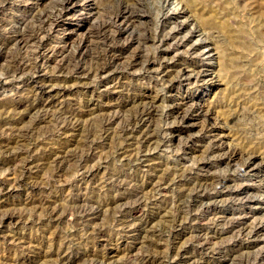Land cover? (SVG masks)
I'll return each mask as SVG.
<instances>
[{"label": "rangeland", "instance_id": "obj_1", "mask_svg": "<svg viewBox=\"0 0 264 264\" xmlns=\"http://www.w3.org/2000/svg\"><path fill=\"white\" fill-rule=\"evenodd\" d=\"M58 1L0 0V103L22 91L41 108L0 112V264H264V0H74L41 43L15 40ZM127 4L136 19L115 20ZM10 53L36 72L7 73ZM151 98L157 113L122 129Z\"/></svg>", "mask_w": 264, "mask_h": 264}, {"label": "bare ground", "instance_id": "obj_2", "mask_svg": "<svg viewBox=\"0 0 264 264\" xmlns=\"http://www.w3.org/2000/svg\"><path fill=\"white\" fill-rule=\"evenodd\" d=\"M71 1H74V0H60V1H58V5H59V7H58V9L56 10V11H54V12H47V10H43L42 12H38L34 17L37 19V20H39L40 21V23H39V26H37V27H34V26H27V28L25 29V30H23V31H20L17 35H16V37H15V40L16 41H18L19 43H24V44H28V42L29 41H36L37 43H41V39L39 38V31H40V33H42L44 30H45V28H46V25H49V23L51 24L52 22H54V21H57V20H59V17L61 18L62 16H64V15H66V11H67V9H68V7H70L69 6V3L71 2ZM110 1V0H109ZM113 1H118V3H119V5L120 4H122V2H125L124 0H113ZM113 1H110V2H112L113 3ZM128 0H126V2H127ZM195 1H197V0H195ZM105 2V1H104ZM125 2V3H126ZM134 2V1H133ZM190 2H192V1H190ZM198 2V1H197ZM199 2H200V0H199ZM117 3V2H116ZM195 2H193V4H194ZM226 3V2H225ZM56 4V3H55ZM115 4V3H114ZM128 4H129V2H128ZM127 4V5H128ZM133 4V3H132ZM199 4H201V3H199ZM107 5V4H106ZM113 5V4H112ZM111 5V6H112ZM135 5V4H134ZM133 5V6H134ZM227 5V4H226ZM72 6V5H71ZM129 7L127 8V6H123L124 8H121V9H117V12H116V14L114 15V19L116 18V17H119L122 13V17H126V18H128V19H132V20H134V19H136V17H137V15L136 14H138L137 12L135 13V10H137V9H132L131 7H130V5H128ZM199 6V5H198ZM223 6V5H222ZM147 7V6H146ZM205 7V6H204ZM104 8V7H103ZM117 8V7H116ZM234 8V7H233ZM106 9V8H105ZM104 9V10H105ZM208 9H210V8H208ZM221 9V8H220ZM219 9V10H220ZM107 10V9H106ZM203 10V9H202ZM201 11V10H200ZM216 11V9L213 11V12H211L212 14V17L215 19L216 18V20H214V22L217 24V26H219V27H221L222 29H225L226 31H227V33H228V31H230V26L228 25V23H226L225 22V19L224 18H226L225 17V15L223 16V15H218L217 14V12H215ZM224 11V10H223ZM231 12L233 11V10H230ZM104 12H106V11H104ZM109 12H111V11H109ZM202 12V11H201ZM200 12V13H201ZM215 12V13H214ZM219 13V12H218ZM101 16V15H100ZM109 16H112V15H110L109 14ZM227 16V15H226ZM230 16H231V14H230ZM203 17H205V16H203ZM209 17V16H208ZM63 18V17H62ZM117 19V18H116ZM115 19V20H116ZM108 20V19H107ZM211 19H209V21H210ZM98 21V20H97ZM105 20H102V22L100 21V23L98 24V26L99 27H97V28H92L91 30H90V35L92 34H94V36H96L95 35V33L96 34H100V35H102L104 32V28L105 27H109L110 25L109 24H111V21H110V23H107V22H104ZM212 21V20H211ZM227 21V20H226ZM30 22V21H29ZM34 22V21H33ZM228 22V21H227ZM55 23V22H54ZM205 23H207V21L205 22ZM204 23V24H205ZM219 24V25H218ZM95 26V25H94ZM214 26V25H213ZM23 27V26H22ZM111 28V27H110ZM209 29V28H208ZM214 29V28H213ZM48 30H49V28H48ZM206 30V29H205ZM211 30V29H210ZM216 30V29H215ZM149 31V30H148ZM204 31V30H203ZM106 32V31H105ZM206 32V31H205ZM232 33V32H231ZM230 33V34H231ZM108 34V33H107ZM215 34V33H214ZM220 34V33H219ZM43 36V35H42ZM103 37V36H102ZM108 37H109V34H108ZM217 37V36H216ZM240 37V36H239ZM152 38V37H151ZM211 38V37H210ZM109 39H111V38H109ZM104 40V39H103ZM238 40V39H237ZM105 41V40H104ZM215 41H217V40H215ZM30 44V43H29ZM107 44H109V43H107ZM35 45V44H34ZM36 45H39V44H36ZM223 46V45H222ZM103 47V46H102ZM224 47V46H223ZM17 49V48H16ZM15 49V50H16ZM37 50V49H36ZM65 50V49H64ZM225 50V49H224ZM216 51H218V50H216ZM98 53H99V51H98ZM137 54V53H136ZM144 55V54H143ZM228 55V54H227ZM8 57H9V60H8V63H6L7 65H6V72L7 73H14V72H19V73H24V72H27L26 70L27 69H29V70H31V69H35L34 71L36 72V69L38 68L37 67V63L36 62H30V63H28V64H21L20 63V61H19V59L17 58V56H16V54H12V53H10L9 55H8ZM28 57V56H27ZM232 57H233V55H232ZM236 57V56H235ZM6 58V57H5ZM75 58H76V55H75V53L73 52V53H71V54H69V57H67V59H66V61L64 62V63H61L59 66H58V68L60 69V70H64V69H70V64L69 63H71L72 61H74L75 60ZM80 58V57H79ZM97 58V57H96ZM142 58H144V60H145V58L146 57H142ZM142 58H140V56H138V55H136L134 58H133V60H132V62L130 63L131 65H135V64H137L138 63V60H141ZM102 59V58H101ZM231 59V58H230ZM221 60V59H220ZM27 61V60H26ZM147 61L148 62H150V61H152V57H147ZM101 62V61H100ZM129 62V61H128ZM93 63V62H92ZM96 63V65H95V67H94V72L95 73H98V72H101V71H104V70H108L107 68V65L105 64V63H99V61L97 60V62H95ZM140 63V62H139ZM144 63V62H143ZM151 63H153V61L151 62ZM223 64V63H222ZM233 64V63H232ZM116 65V64H115ZM110 66V65H109ZM125 66V65H124ZM230 66H231V64H230ZM78 67V66H77ZM186 68V67H185ZM185 68H183L180 72L183 74V75H185L186 76V78H189V74L187 73V68L185 69ZM150 70V69H149ZM37 71H39V70H37ZM177 71V70H176ZM85 73V72H84ZM197 74L198 75H201V72H199V71H197ZM197 77V76H196ZM233 82V81H232ZM169 83H170V81H169ZM56 84V83H55ZM61 84V83H60ZM87 84V83H86ZM52 86V85H51ZM55 86V85H54ZM234 86V85H233ZM236 87V86H235ZM44 88V87H43ZM249 88V87H248ZM242 89H244V88H242ZM242 89H235L234 87L230 90V93H231V98H234V97H236V98H239L241 95L243 96V93H245V91H243ZM250 89V88H249ZM249 89H247V90H249ZM246 90V92H248ZM17 91V90H16ZM20 91V90H19ZM18 92V91H17ZM250 92V91H249ZM23 94V92L21 91V93L19 92V93H17L16 95H17V99H15V98H13V99H7L6 101H1V103H0V112L2 111V110H4L6 107H7V105L8 106H10L11 104L10 103H12L11 101H14L15 100V102H14V105H13V107H11V109L12 110H16V109H18L20 106H25L26 108H27V111L28 112H32V111H38V110H40L41 108H40V104H34V103H31V101H30V99H28V98H26V97H24V95H22ZM31 94V93H30ZM26 95V94H25ZM228 95V94H227ZM28 97V96H27ZM35 97V96H34ZM236 100V99H235ZM258 100V99H257ZM30 101V102H29ZM143 102H144V100H143ZM136 105V104H135ZM229 105V104H228ZM45 107V106H44ZM8 109V108H7ZM180 109H181V106H178V105H175L174 107H173V109H172V111L171 112H173V114H177L178 115V117L181 119V121H183L184 122V119L187 117V114H188V112L186 111V110H184V111H186V112H182V111H180ZM186 109V108H185ZM48 110V109H47ZM76 110V108H72V107H68V106H64L63 105V107H60V108H58V111H60V113L61 112H66L67 114L68 113H71V112H74ZM6 111V110H5ZM134 112H133V117H132V119H131V121H129V122H127V124L126 125H122L123 127H122V129H125L126 130V127L127 126H129V124H133L134 123V125L137 123V122H139L140 120H142V115H146V116H148V119H146L147 121L154 115V114H156L157 113V111H158V106H157V104H155V100H154V98H151V99H149L148 101L146 100L144 103H140L139 105H136V108L133 110ZM44 112V111H43ZM46 112V111H45ZM77 113H80V111H77ZM47 113H45V114H43V115H39V117H37L36 119H35V123H39V122H42V121H44V120H47L48 118H49V115L47 114ZM50 114V113H49ZM36 115V114H35ZM74 115V114H73ZM176 115V116H177ZM262 115V114H261ZM75 116V115H74ZM51 117V116H50ZM101 118V117H100ZM108 118V117H107ZM234 118V116L232 117L231 116V119H233ZM264 118V117H263ZM31 119V118H30ZM21 120V119H20ZM50 120V119H49ZM63 120V119H62ZM111 120V119H110ZM109 120V121H110ZM236 120V119H235ZM106 121H107V119H106ZM109 121H107V122H105V123H103V124H101L102 125V128L103 127H105V125L106 124H110V122ZM147 121L145 122V123H147ZM71 123V122H70ZM45 125V124H44ZM67 125H68V123H67ZM96 125V124H95ZM145 125V124H144ZM5 126H6V124H5ZM264 126V125H263ZM41 127V126H40ZM98 127V123H97V125H96V127L94 126V128L93 129H91L90 131L91 132H88V133H92V132H94V134L96 135V134H98L97 133V128ZM19 128V127H18ZM17 128V134L16 135H14V137H12V138H14V140H15V142H18V139L19 138H23V137H25V135H26V133L28 132V129L27 128H20V129H18ZM71 128H74V127H71ZM139 128V127H138ZM7 130V129H6ZM177 130V129H176ZM43 132V131H42ZM99 132V131H98ZM121 132V131H120ZM119 132V133H120ZM172 132V131H171ZM14 133V132H13ZM152 133V132H151ZM28 134V133H27ZM86 134V133H85ZM93 134V135H94ZM140 134V133H139ZM138 134V135H139ZM156 134V133H155ZM93 135H92V137H93ZM141 135V134H140ZM86 136H88L87 134L84 136V140H82V142H81V144H83V146L86 144ZM97 136V135H96ZM160 136V135H159ZM95 137V136H94ZM135 137V136H134ZM27 138V137H26ZM40 138V137H39ZM90 138V137H89ZM125 138V137H124ZM154 138V136H152V134H150V132H144V134H142L141 135V137H140V139H141V141L140 142H142V143H145L146 144V142H150V141H152V139ZM25 139V138H24ZM137 139V138H136ZM89 140V139H88ZM96 140V139H95ZM117 141V140H116ZM121 141H123V140H121ZM137 141V140H136ZM155 141H157V140H155ZM244 141V140H243ZM5 143V142H4ZM93 143V142H92ZM135 143H137V142H135ZM139 143V142H138ZM239 143V142H238ZM242 143V142H241ZM13 144V143H12ZM16 144V143H15ZM118 144H120V143H118ZM144 144V145H145ZM150 144V143H149ZM149 144H148V146H149ZM247 144V143H246ZM249 144V143H248ZM258 144V143H257ZM8 145V144H7ZM252 145V144H251ZM255 145V144H254ZM14 146V145H13ZM218 146V145H217ZM264 146V145H263ZM80 147V146H79ZM82 147V146H81ZM120 147V146H119ZM255 147V146H254ZM246 148H248V147H246ZM253 148V147H252ZM141 149V148H140ZM2 150V149H1ZM111 150H113V149H111ZM244 150V149H243ZM245 150H247V149H245ZM18 151V150H17ZM86 151V150H85ZM105 151V150H104ZM249 151H250V149H249ZM247 152V154L248 155H246L247 157H246V159H245V161L243 162V164L241 165L242 167L243 166H245L246 165V162L249 160H251L252 159V157H255V154H254V152H253V150H252V152H253V154L251 153V151L250 152ZM88 150H87V156H89V154H88ZM103 152V151H102ZM125 152V151H124ZM5 153V152H4ZM86 153V152H85ZM85 153H83L84 155H85ZM27 154V153H26ZM22 155H23V153H22ZM21 155V156H22ZM44 155V154H43ZM48 155H49V153H48ZM71 155V154H70ZM79 155V154H78ZM81 155V154H80ZM57 156V155H56ZM99 156V155H98ZM85 157V156H84ZM40 158V157H39ZM50 158H52L51 156H50ZM83 158V157H82ZM15 159V158H14ZM35 159V158H34ZM45 160H47V159H45ZM136 160V159H135ZM14 161V160H13ZM17 161V160H16ZM46 162V161H45ZM18 163V162H17ZM34 163V162H33ZM48 163H50V162H48ZM58 164V163H57ZM81 164V163H80ZM45 165V164H44ZM9 166V165H8ZM84 166V165H83ZM240 166V167H241ZM90 167H91V165H90ZM183 170V169H182ZM187 171V170H186ZM17 172V171H16ZM181 172V171H180ZM19 174V173H18ZM130 178H131V176H130ZM172 178V177H171ZM205 178L207 179V180H209L208 182H210L209 184H213V185H216V184H218V183H223L222 181H223V178L219 175H216L215 173H212V174H207V176H205ZM196 180V179H195ZM205 180V179H204ZM170 181V180H169ZM200 181V180H199ZM136 182V181H135ZM163 183H167V179L165 178V180L163 181ZM195 183V182H194ZM205 183H207V182H205ZM168 184V183H167ZM161 185H164V184H158V187L159 186H161ZM200 185V184H199ZM39 187V186H38ZM132 190V189H131ZM135 191H133V193H134ZM134 195V194H133ZM138 197H139V194H138ZM125 199L126 198V196L125 195H123V196H120V197H118V198H116V199H110V201L111 202H113V203H118L121 199ZM131 199V198H130ZM141 199V198H140ZM138 200V199H137ZM147 201V200H146ZM83 202V201H82ZM86 202V201H85ZM135 202H136V200H135ZM144 202V201H143ZM142 202V203H143ZM140 200L139 201H137L136 202V205L138 206V205H140ZM126 204V203H125ZM71 205V204H70ZM86 205V204H85ZM114 205H116V204H114ZM127 205V204H126ZM86 208V207H85ZM175 213V212H174ZM246 228V227H245ZM247 232V231H246ZM256 232V231H255ZM214 235V234H213ZM71 248V247H70ZM177 255V254H176ZM176 257V256H175ZM91 258V257H90ZM96 258V257H95ZM103 259V258H102ZM84 260V259H83ZM137 262V261H136ZM131 263V262H130ZM247 263V262H246ZM134 264V263H133Z\"/></svg>", "mask_w": 264, "mask_h": 264}]
</instances>
